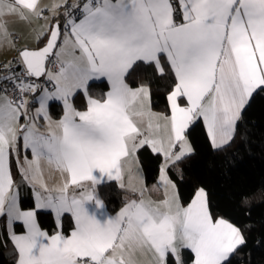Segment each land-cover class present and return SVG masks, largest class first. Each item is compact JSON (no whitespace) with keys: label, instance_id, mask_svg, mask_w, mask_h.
Returning a JSON list of instances; mask_svg holds the SVG:
<instances>
[{"label":"snow or ice","instance_id":"snow-or-ice-1","mask_svg":"<svg viewBox=\"0 0 264 264\" xmlns=\"http://www.w3.org/2000/svg\"><path fill=\"white\" fill-rule=\"evenodd\" d=\"M10 15L45 21L33 29L43 46L18 49L14 62L0 66V217L17 264H169L170 257L186 264L185 250L191 264H230L246 242L240 228L213 218L203 188L182 205L167 167L192 152L185 135L192 123L202 118L213 147L222 148L253 94L264 93V0H59L44 7L39 0H0V46L15 47L4 19ZM162 61L175 77L170 115L152 112L147 86L126 82L138 62L162 75ZM41 77L51 91L33 79ZM101 78L110 90L93 98L89 82ZM77 92L86 110L73 106ZM50 101L62 102L59 120L49 115ZM145 145L164 157V198L146 197L143 183L131 186L138 198L109 215L97 186L131 185L136 152ZM13 164L32 189L33 208L21 207ZM53 174L59 180L49 184ZM41 210L55 215L54 234L38 223ZM66 214L74 221L68 235L61 230Z\"/></svg>","mask_w":264,"mask_h":264},{"label":"trees","instance_id":"trees-1","mask_svg":"<svg viewBox=\"0 0 264 264\" xmlns=\"http://www.w3.org/2000/svg\"><path fill=\"white\" fill-rule=\"evenodd\" d=\"M61 24L64 23L60 15ZM41 40L39 47H42ZM164 73H158L154 64L138 62L126 77L131 87L147 85L151 93L152 108L169 114L167 95L174 86L175 77L170 67L162 61ZM109 90L105 81L90 82L88 94L101 98ZM38 94V93H37ZM72 102L79 110L86 109V100L77 92ZM50 114L58 118L63 105L50 104ZM187 139L192 145V153L167 168L171 180L176 184L182 205H188L196 191L203 188L207 192L209 210L214 219L223 218L240 228L245 238L230 257V264H264V93L253 95L242 112L236 125L233 139L223 148L213 147L207 128L202 119L196 120L187 131ZM145 183L152 185L158 180L162 156L153 153L148 145L138 150ZM20 189L21 207H34L31 187L22 182L19 172H14ZM97 192L111 212L119 210L127 200V193L116 182L97 186ZM38 223L49 233L56 231L53 214L38 211ZM73 227L70 215L63 217L62 232L69 234ZM13 230L23 231L19 224ZM6 219L0 218V264H17V253L9 239ZM191 253L184 251L186 264H191ZM169 264H172L171 257Z\"/></svg>","mask_w":264,"mask_h":264},{"label":"crops","instance_id":"crops-1","mask_svg":"<svg viewBox=\"0 0 264 264\" xmlns=\"http://www.w3.org/2000/svg\"><path fill=\"white\" fill-rule=\"evenodd\" d=\"M69 1H73V2H76V0H68ZM7 2V0H6ZM55 2H59V0H39V4L41 7H44V6H50L52 5L53 3ZM61 8L58 10L60 12ZM61 13V12H60ZM44 15L45 16H48V17H51V13L49 11H45L44 12ZM6 20V23H7V27H8V30L13 34L12 36V39H13V42H14V45L15 47H13L11 44H8V43H5L3 44L2 46H0V65L3 64L4 62H10L12 61L14 58H16V56H18V49H21V48H24V47H30V48H36V47H39V44L41 42V40L38 42L35 38L36 34L35 32L33 31V29H39L42 25L45 24V21L43 19L41 20H33L32 23H28L26 21H23L21 19H19L17 16H13V15H10V16H6L4 18ZM58 19L60 20V17H58ZM15 38H18L19 41L16 42L15 41ZM100 81H106L105 78H101L99 80H94V81H90V82H100ZM89 82V83H90ZM108 84V83H107ZM51 85V84H50ZM109 85V84H108ZM130 86V85H129ZM141 86V85H140ZM144 86H147V85H144ZM131 87V86H130ZM148 87V86H147ZM133 88H137V87H133ZM149 88V87H148ZM50 91L52 90L51 88L49 89ZM109 90H110V85H109ZM38 95V94H37ZM254 95V94H253ZM73 98V97H72ZM72 98H71V102H72ZM53 102H58V103H61L60 101H50L49 104L53 103ZM73 104V102H72ZM38 105L36 104H33L31 105V107L35 108L37 107ZM74 106V104H73ZM75 107V106H74ZM76 108V107H75ZM246 108V107H245ZM77 109V108H76ZM79 110V109H77ZM86 110V109H84ZM151 110L152 112L154 113H158V114H163V115H170V105H169V114H165V113H161V112H157L155 111L153 108H152V105H151ZM244 111V110H243ZM242 115V114H241ZM63 116V112H62V115L58 118H53V120H59L60 118H62ZM202 119V118H201ZM203 120V119H202ZM44 123V122H43ZM155 123V122H154ZM160 123L162 124L163 121H160ZM238 123V122H237ZM192 125V124H191ZM190 125V126H191ZM237 125V124H236ZM142 128L146 126V122L145 124H141L140 125ZM189 126V127H190ZM206 126V125H205ZM207 128V127H206ZM189 129V128H188ZM187 129V131H188ZM187 131L185 133V135L187 134ZM160 135H163V130H161L160 132ZM187 137V135H186ZM188 141V139H187ZM188 143L191 145V143L188 141ZM230 143V142H229ZM228 143V144H229ZM226 146V145H225ZM224 147V146H223ZM222 147V148H223ZM191 148H192V145H191ZM215 148V147H214ZM216 149H220V148H216ZM179 150V145H177V148L175 149V151H178ZM193 150V149H192ZM192 153V152H191ZM190 153V154H191ZM159 154V153H157ZM188 154V155H190ZM162 156V164H161V167L164 166V157L162 154H160ZM186 155V156H188ZM185 157V156H184ZM136 160L138 161V163H133L132 165V183L131 185H129L128 187L122 189L124 190L126 193H127V200H130V199H134V198H138L137 195L135 193H133L132 191H130V187L131 186H135L137 188L141 187V184L143 183V185H146L145 183V176H144V172H143V168H142V165H141V162H140V159L138 157V151L136 152ZM168 168V167H167ZM15 170L18 172V168L15 164H13L12 166V173H13V178L15 180V176H14V172ZM47 172L45 173V176H46V179H47ZM167 175H168V172H167ZM169 177V175H168ZM169 179L171 180V178L169 177ZM59 180V175L58 174H53L52 178L51 179H48V183L49 184H52V183H55ZM172 181V180H171ZM107 182H116L118 185H119V181H108L106 180L104 183H107ZM173 182V181H172ZM125 183L126 185H128V173L126 172L125 173ZM174 183V182H173ZM175 184V183H174ZM176 185V184H175ZM147 192H146V197L147 196H150L153 200H162L164 198V189L163 187L161 186V182H160V174H159V177H158V180L153 183L152 185L150 186H147ZM201 189V188H199ZM198 189V190H199ZM32 190V189H31ZM176 192L178 193V189H177V186H176ZM205 191V190H204ZM206 192V191H205ZM98 194V192H97ZM207 194V192H206ZM19 195H20V191H19ZM32 195H33V192H32ZM99 195V194H98ZM179 195V194H178ZM100 197V195H99ZM195 197V196H194ZM20 198H21V195H20ZM101 198V197H100ZM33 199H34V203H35V198H34V195H33ZM102 199V198H101ZM194 199V198H193ZM103 200V199H102ZM104 205H105V211L109 214V215H115L119 210L115 211V212H111L109 211V209L107 208L105 202L103 201ZM181 203V202H180ZM187 206V205H185ZM42 211H47V210H42ZM53 214V213H52ZM66 215H70V214H66ZM53 217L55 219V223H56V218H55V215L53 214ZM1 218V217H0ZM6 219V217H4ZM38 220V219H37ZM73 221V219H72ZM231 223V222H230ZM62 224H63V218H62ZM6 226H7V220H6ZM14 226V225H13ZM237 227V226H236ZM42 228V227H41ZM8 229V227H7ZM42 230L44 231H47L45 229L42 228ZM74 230V221H73V227L71 229V231ZM70 231V232H71ZM8 232H9V229H8ZM48 232V231H47ZM49 233V232H48ZM55 232H52V233H49L50 235L51 234H54ZM19 234V233H18ZM70 234V233H69ZM65 235H68V234H65ZM14 246V245H13ZM17 259H18V255H17Z\"/></svg>","mask_w":264,"mask_h":264},{"label":"built area","instance_id":"built-area-1","mask_svg":"<svg viewBox=\"0 0 264 264\" xmlns=\"http://www.w3.org/2000/svg\"><path fill=\"white\" fill-rule=\"evenodd\" d=\"M68 3H75V2H73V1H69ZM60 12L63 13V12H64V8H61ZM15 41L18 42L19 39H18V38H15ZM16 57H17V56H16ZM12 61L14 62V61H15V58H14ZM6 63H8V62H4V63L1 64L0 66L4 65V64H6ZM13 67L16 68V65H15L14 63H13ZM2 71H3V69H2V67H0V72H2ZM16 71L19 72L20 69H19V68H16ZM33 79L35 80L36 83L44 84V85H46L49 89L51 88V85L46 81V78H43V79H41V80H38V79H36V78H33ZM8 87H9V90H10V92H11V88H12L11 84H9Z\"/></svg>","mask_w":264,"mask_h":264},{"label":"rangeland","instance_id":"rangeland-1","mask_svg":"<svg viewBox=\"0 0 264 264\" xmlns=\"http://www.w3.org/2000/svg\"><path fill=\"white\" fill-rule=\"evenodd\" d=\"M49 103H50V102H49ZM49 107H50V104H49ZM49 107H48V112H49V115H50V116L52 117V119H53L54 117L50 114V109H49ZM31 108H33V107H31ZM43 122H44L43 120L40 121L41 124H43Z\"/></svg>","mask_w":264,"mask_h":264},{"label":"water","instance_id":"water-1","mask_svg":"<svg viewBox=\"0 0 264 264\" xmlns=\"http://www.w3.org/2000/svg\"><path fill=\"white\" fill-rule=\"evenodd\" d=\"M44 77H41V78H36V79H38V80H41V79H43Z\"/></svg>","mask_w":264,"mask_h":264}]
</instances>
